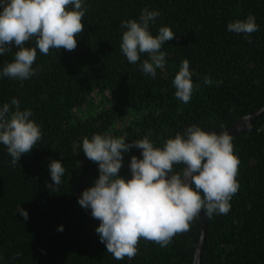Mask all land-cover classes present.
I'll list each match as a JSON object with an SVG mask.
<instances>
[{
	"label": "trees",
	"instance_id": "16d2710c",
	"mask_svg": "<svg viewBox=\"0 0 264 264\" xmlns=\"http://www.w3.org/2000/svg\"><path fill=\"white\" fill-rule=\"evenodd\" d=\"M82 2L85 27L75 50L50 49L44 55L37 48L34 75L23 81L0 75V108L18 99L20 110L30 109L29 119L41 129V139L15 166L0 144V264H193L199 216L167 246L141 239L131 259L116 260L107 252L95 230L99 224L90 229L80 219L78 198L99 172L83 153L82 142L94 134L124 137L126 143L147 135L162 148L191 125L222 129L264 106V0ZM145 8L159 12L149 25L151 34L162 26L175 34L161 46L165 67L155 77L140 70L147 54L130 64L120 51L126 30L122 22L139 21ZM249 14L258 25L251 42L245 34L227 30L229 23ZM23 47L35 48V37ZM16 51L12 46L0 55V73ZM184 60L194 85L187 104L175 97L172 83ZM205 76L211 85L204 83ZM87 104L90 113H75ZM232 145L239 189L227 214L208 218L203 212L207 231L200 264H264V113L233 137ZM122 156L118 174L130 179V159H141L142 151L133 147ZM52 160L65 168L58 191L47 186L52 184ZM182 168L174 165L173 171ZM18 206L27 220L16 212Z\"/></svg>",
	"mask_w": 264,
	"mask_h": 264
},
{
	"label": "clouds",
	"instance_id": "9594fccd",
	"mask_svg": "<svg viewBox=\"0 0 264 264\" xmlns=\"http://www.w3.org/2000/svg\"><path fill=\"white\" fill-rule=\"evenodd\" d=\"M85 12L82 0H0V55L11 52L12 46L18 48L0 75L21 81L34 75L38 71L32 67L37 48L44 55L50 49L75 50L76 37L84 31ZM158 16V11L145 8L139 21L122 22L126 30L121 37V53L130 64L147 54L140 70L152 77L158 68L165 67L166 53L161 46L175 38L167 26L160 27L155 35L150 33L149 25ZM227 30L245 34L251 42L250 34L258 31V25L249 14L229 23ZM33 37L36 47H23ZM172 83L175 97L182 103L190 102L194 85L187 60L182 61ZM204 83L211 85L213 81L205 76ZM19 104L13 98L11 106L5 103L0 108V144L6 146L13 166L41 139V129L29 119L31 110L21 111ZM133 147L142 151V158L131 157V178L124 179L118 175L122 153ZM82 149L88 160L98 164L99 176L94 186L82 191L78 203L90 208L92 217L100 221L95 230L116 260L133 258L141 239L167 246L173 236L189 231L190 222L201 211L208 218L214 213L227 214L229 201L239 189L235 179L239 161L226 130L218 134L191 125L183 135L168 138L162 148L155 147L147 135L126 143L124 137L94 134L83 139ZM174 165L183 168L174 172ZM49 170L52 184L47 186L58 191L65 168L52 160ZM16 212L27 220L28 214L20 206ZM58 230L62 231V226Z\"/></svg>",
	"mask_w": 264,
	"mask_h": 264
},
{
	"label": "water",
	"instance_id": "95a60500",
	"mask_svg": "<svg viewBox=\"0 0 264 264\" xmlns=\"http://www.w3.org/2000/svg\"><path fill=\"white\" fill-rule=\"evenodd\" d=\"M263 113H264V106H262L261 108L249 114H246L238 118L233 124H231L228 127H225L222 129L209 130L207 132H217L219 134L221 130H226L229 134H231L232 138L236 137L240 134L245 133L249 129L251 124L258 117H260ZM198 216L201 222V235H200V239L198 241V244L196 246V250L194 253L193 264H200L201 253H202L203 245H204L205 238H206V231H207V224H206V219H205L203 211H201L200 215Z\"/></svg>",
	"mask_w": 264,
	"mask_h": 264
},
{
	"label": "rangeland",
	"instance_id": "374dc122",
	"mask_svg": "<svg viewBox=\"0 0 264 264\" xmlns=\"http://www.w3.org/2000/svg\"><path fill=\"white\" fill-rule=\"evenodd\" d=\"M94 97H93V99H95V100H97V97H98V95L97 94H95V95H93ZM86 107V108H85ZM84 108H82L81 110H77L75 113L77 114V115H83L84 116V114L86 115V112H89L90 113V109L92 108V106H90V107H88V104H87V106H85ZM88 107V108H87ZM88 114V113H87ZM128 173V171L126 170V171H124L123 172V175L124 174H126V173ZM119 175V174H118ZM98 176H99V172L96 174V176L94 177V180H93V186H94V184H95V181H96V179H98ZM120 177H121V175H119ZM81 210H80V214H81V217H80V219H81V221L87 226V227H89L90 229L91 228H93L94 227V225L95 224H99L98 222H100L99 220H97V219H95V218H93L92 217V215H91V210H90V208H88V209H86V208H80Z\"/></svg>",
	"mask_w": 264,
	"mask_h": 264
}]
</instances>
